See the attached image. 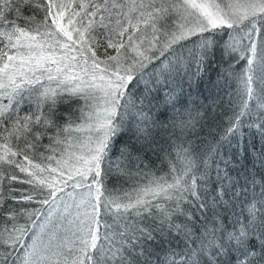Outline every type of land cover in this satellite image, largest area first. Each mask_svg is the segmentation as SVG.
Masks as SVG:
<instances>
[{
  "label": "snow or ice",
  "instance_id": "1",
  "mask_svg": "<svg viewBox=\"0 0 264 264\" xmlns=\"http://www.w3.org/2000/svg\"><path fill=\"white\" fill-rule=\"evenodd\" d=\"M0 264H264V0H0Z\"/></svg>",
  "mask_w": 264,
  "mask_h": 264
},
{
  "label": "trees",
  "instance_id": "2",
  "mask_svg": "<svg viewBox=\"0 0 264 264\" xmlns=\"http://www.w3.org/2000/svg\"><path fill=\"white\" fill-rule=\"evenodd\" d=\"M211 75L214 76V73H210ZM194 98V97H193ZM7 101H5L6 103ZM61 111H67V107L66 106H61ZM209 139H211V137H209ZM45 143H47V140L44 141Z\"/></svg>",
  "mask_w": 264,
  "mask_h": 264
}]
</instances>
